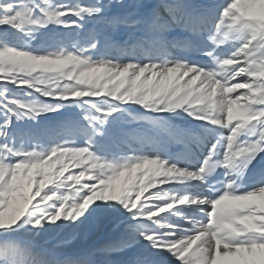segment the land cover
I'll return each instance as SVG.
<instances>
[{"label":"snow or ice","instance_id":"1","mask_svg":"<svg viewBox=\"0 0 264 264\" xmlns=\"http://www.w3.org/2000/svg\"><path fill=\"white\" fill-rule=\"evenodd\" d=\"M0 264H264V0H0Z\"/></svg>","mask_w":264,"mask_h":264},{"label":"rangeland","instance_id":"2","mask_svg":"<svg viewBox=\"0 0 264 264\" xmlns=\"http://www.w3.org/2000/svg\"><path fill=\"white\" fill-rule=\"evenodd\" d=\"M8 31H11L10 29L8 30ZM121 36H122V38L121 39H119V37L117 36V40H119V41H123L124 39H126V37L124 36V34L123 33H121ZM35 43V42H34ZM239 79V78H238ZM235 82V81H234ZM11 86V85H10ZM243 91H245V90H243V89H240V90H237V92H236V94H233V95H237V94H239V93H241V92H243ZM42 98H44V97H41V99ZM175 122V121H174ZM172 145H176V143H171ZM176 147V146H175ZM173 148V146H171L170 147V145H169V148H168V151H170V150H172L173 152L175 151V149L176 148ZM130 155L132 154V153H129ZM80 171V169L79 168H69V170H68V172H65V175L67 176L69 173H77V172H79ZM137 175H139V173H137ZM83 182V181H82ZM153 191H155V189H149V192H153ZM149 193L148 192H146L145 193V196H147ZM142 200H143V197L141 198ZM66 238V234H64V235H51V236H45V237H42L40 240H39V242H38V244L41 246V247H44V248H46L47 250H49V251H51V250H53L54 249V246L57 244V242L59 241V240H63V239H65ZM96 242V240L95 239H90L88 242H87V244H92V243H95ZM86 246V244H85V241L83 240V237L81 236V237H79V238H73L72 239V242H71V244L67 247V248H63V249H66V251H74V250H76V249H81V248H83V247H85ZM63 249H59V250H57V251H60V250H63ZM66 251H64V252H66ZM70 255V254H69Z\"/></svg>","mask_w":264,"mask_h":264},{"label":"bare ground","instance_id":"3","mask_svg":"<svg viewBox=\"0 0 264 264\" xmlns=\"http://www.w3.org/2000/svg\"><path fill=\"white\" fill-rule=\"evenodd\" d=\"M118 37H119V39H121L122 38V36H121V34H119L118 35ZM174 123H176L177 125H179V126H181V127H183L184 125H183V123H182V121H180V120H177V121H175ZM225 134H227V131L225 130ZM173 143V142H172ZM179 143H177L176 142V145L175 146H177ZM170 145V147L171 146H173V148L175 147L174 145H172L171 143L169 144ZM169 145H168V148H169ZM176 151H178V152H176ZM170 152H173L172 150H170ZM180 152V149H175V151L173 152V153H179ZM164 187H167V186H164Z\"/></svg>","mask_w":264,"mask_h":264}]
</instances>
